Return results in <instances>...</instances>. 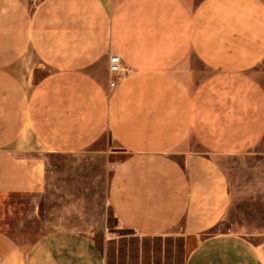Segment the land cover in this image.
<instances>
[{"label":"crops","instance_id":"0c3cea01","mask_svg":"<svg viewBox=\"0 0 264 264\" xmlns=\"http://www.w3.org/2000/svg\"><path fill=\"white\" fill-rule=\"evenodd\" d=\"M263 59L264 0H0V264H105L106 209L195 238L186 264H264L216 230L219 159L264 135Z\"/></svg>","mask_w":264,"mask_h":264},{"label":"rangeland","instance_id":"374dc122","mask_svg":"<svg viewBox=\"0 0 264 264\" xmlns=\"http://www.w3.org/2000/svg\"><path fill=\"white\" fill-rule=\"evenodd\" d=\"M264 90V59L252 70ZM121 157V155H119ZM231 188L227 214L216 230L241 233L264 248V135L245 153L219 159ZM114 163L110 162L109 173ZM105 226L95 241L105 264H186L196 244L178 232L143 235L123 228L112 212L105 211ZM39 233L26 237L30 244Z\"/></svg>","mask_w":264,"mask_h":264},{"label":"built area","instance_id":"2783aa9c","mask_svg":"<svg viewBox=\"0 0 264 264\" xmlns=\"http://www.w3.org/2000/svg\"><path fill=\"white\" fill-rule=\"evenodd\" d=\"M34 3L36 0H31ZM108 70L114 77L111 78L109 85L115 86L116 82L122 79L126 73V70L122 66L121 59L118 55H112L109 58Z\"/></svg>","mask_w":264,"mask_h":264}]
</instances>
